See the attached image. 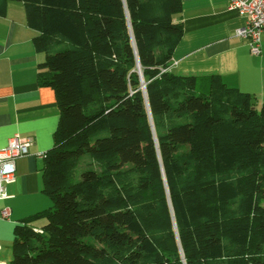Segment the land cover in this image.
Segmentation results:
<instances>
[{
    "label": "trees",
    "instance_id": "16d2710c",
    "mask_svg": "<svg viewBox=\"0 0 264 264\" xmlns=\"http://www.w3.org/2000/svg\"><path fill=\"white\" fill-rule=\"evenodd\" d=\"M10 1L60 109L10 264H264V105L169 70L182 0Z\"/></svg>",
    "mask_w": 264,
    "mask_h": 264
},
{
    "label": "crops",
    "instance_id": "0c3cea01",
    "mask_svg": "<svg viewBox=\"0 0 264 264\" xmlns=\"http://www.w3.org/2000/svg\"><path fill=\"white\" fill-rule=\"evenodd\" d=\"M231 0H182L175 16L184 35L175 49L169 70L179 75H217L230 88L253 96L258 108L264 105V32L262 54L253 56L245 39L236 30L246 19L228 11ZM37 31L27 25L24 4L10 1L0 16V150L18 135L31 138L30 154L17 161L14 183L8 198L0 201V264H10L15 226L51 207L43 191L42 170L47 153L54 146L60 121L55 91L41 86L39 65L45 55L36 50ZM10 210L9 219L2 211ZM44 221L36 220L34 225Z\"/></svg>",
    "mask_w": 264,
    "mask_h": 264
},
{
    "label": "built area",
    "instance_id": "2783aa9c",
    "mask_svg": "<svg viewBox=\"0 0 264 264\" xmlns=\"http://www.w3.org/2000/svg\"><path fill=\"white\" fill-rule=\"evenodd\" d=\"M227 10L246 19L245 26L236 30V36L247 41L253 56H260L261 35L264 32V0H231ZM32 144L31 138L16 135L9 140L5 149L0 150V201L8 198V187L16 178L17 161L30 154ZM46 154L43 153L39 157L45 159ZM1 214L3 219H9L10 210L4 209Z\"/></svg>",
    "mask_w": 264,
    "mask_h": 264
},
{
    "label": "water",
    "instance_id": "95a60500",
    "mask_svg": "<svg viewBox=\"0 0 264 264\" xmlns=\"http://www.w3.org/2000/svg\"><path fill=\"white\" fill-rule=\"evenodd\" d=\"M138 67H139V74H140V77H141V80H142V83H143V88L145 89L146 84H145L144 81H143V73H142V71H141L140 64L138 65Z\"/></svg>",
    "mask_w": 264,
    "mask_h": 264
},
{
    "label": "rangeland",
    "instance_id": "374dc122",
    "mask_svg": "<svg viewBox=\"0 0 264 264\" xmlns=\"http://www.w3.org/2000/svg\"><path fill=\"white\" fill-rule=\"evenodd\" d=\"M21 3H22V2H21ZM139 75H140V74H139ZM143 81H144V78H143ZM52 206H53V202L51 203V207H52ZM51 207H50V208H51ZM50 208H49V209H50ZM43 223H45V221H41V223H39L38 225H41V224H43Z\"/></svg>",
    "mask_w": 264,
    "mask_h": 264
}]
</instances>
